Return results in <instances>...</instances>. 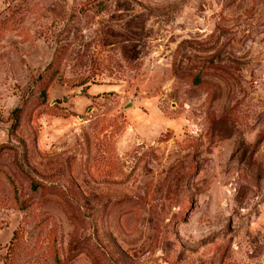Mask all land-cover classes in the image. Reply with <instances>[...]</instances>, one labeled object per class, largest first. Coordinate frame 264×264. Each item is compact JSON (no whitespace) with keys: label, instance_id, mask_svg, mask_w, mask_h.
Returning a JSON list of instances; mask_svg holds the SVG:
<instances>
[{"label":"rangeland","instance_id":"rangeland-1","mask_svg":"<svg viewBox=\"0 0 264 264\" xmlns=\"http://www.w3.org/2000/svg\"><path fill=\"white\" fill-rule=\"evenodd\" d=\"M0 264H264V0H0Z\"/></svg>","mask_w":264,"mask_h":264}]
</instances>
